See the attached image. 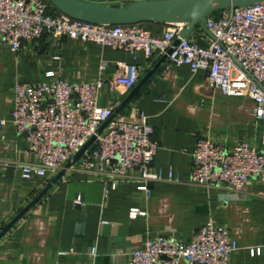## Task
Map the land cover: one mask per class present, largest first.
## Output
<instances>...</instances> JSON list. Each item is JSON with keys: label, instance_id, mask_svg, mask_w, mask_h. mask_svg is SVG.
Segmentation results:
<instances>
[{"label": "crops", "instance_id": "1", "mask_svg": "<svg viewBox=\"0 0 264 264\" xmlns=\"http://www.w3.org/2000/svg\"><path fill=\"white\" fill-rule=\"evenodd\" d=\"M86 1L126 4L140 0ZM145 27L159 37L167 24ZM189 38L200 44L211 40L199 27ZM162 59L68 37L26 43L15 52L0 37V228L55 177L22 178L20 165L36 163L37 157L12 121L16 86L49 81V71L80 83L107 81L119 64L136 67L140 74L136 86L111 91L106 84L98 93L101 106L117 109L160 63L118 116L133 120L142 112L148 117L160 144L153 168L162 171L165 179L151 184L148 195L139 189L137 172H132L135 178L110 190L105 176L68 169L0 239V264H129L130 254L142 248L149 236L172 235L188 241L211 220L227 228L239 245L232 264H264V182L252 179L238 193L191 182L199 136L227 147L241 142L261 146L264 126L255 117V103L211 87L205 70L193 72L186 65ZM132 209L144 215L130 218ZM80 223H85L82 236H78Z\"/></svg>", "mask_w": 264, "mask_h": 264}, {"label": "built area", "instance_id": "2", "mask_svg": "<svg viewBox=\"0 0 264 264\" xmlns=\"http://www.w3.org/2000/svg\"><path fill=\"white\" fill-rule=\"evenodd\" d=\"M206 27L211 40L200 44L182 37L185 24H167L158 37L145 24L73 19L49 0H0V37L15 52L26 43L68 37L130 53L141 51L147 58L167 55L169 62L186 65L193 72L207 71L209 85L225 95L251 98L255 117L264 126V3L216 11L208 16ZM47 77L49 81L38 85L19 83L15 90L12 121L37 157L36 163L20 165L22 178L56 176L95 137L69 169L105 176L110 190L135 178L132 172H137L139 189L150 195L151 184L165 179L162 171L153 168L160 144L148 117L142 112L133 120L117 116L98 133L115 112L99 104V91L106 84L111 91L133 88L140 80L136 67L119 64L107 81L70 83L54 71L47 72ZM252 179L264 182V134L260 147L248 142L227 147L198 137L192 184L238 193ZM129 215L135 219L144 213L132 209ZM238 250L229 230L211 220L188 241L172 235L149 236L142 248L130 254L129 264H232Z\"/></svg>", "mask_w": 264, "mask_h": 264}, {"label": "water", "instance_id": "3", "mask_svg": "<svg viewBox=\"0 0 264 264\" xmlns=\"http://www.w3.org/2000/svg\"><path fill=\"white\" fill-rule=\"evenodd\" d=\"M53 6L60 12L69 17L93 24L107 25H130V24H185L182 37L186 38L196 28H202L211 37L212 34L206 27L207 18L212 13L231 7H240L254 4L264 3V0H142L126 4L119 3H92L86 0H49ZM179 43V40H177ZM167 55L163 56V60ZM161 61V62H162ZM149 73L125 101L115 109L111 119L105 122L99 129L101 134L109 123L118 116L122 109L130 102V100L144 86L152 74L157 70L158 66ZM95 140V137L79 151L71 161L66 165L65 169L60 171L53 180L37 195L31 203L25 207L8 225L0 228V239H2L14 225L59 181L71 168V166L79 159L84 150ZM85 230V223L78 224V236H82Z\"/></svg>", "mask_w": 264, "mask_h": 264}]
</instances>
